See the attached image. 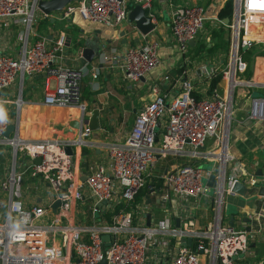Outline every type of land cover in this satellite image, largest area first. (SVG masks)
<instances>
[{
  "label": "built area",
  "instance_id": "2783aa9c",
  "mask_svg": "<svg viewBox=\"0 0 264 264\" xmlns=\"http://www.w3.org/2000/svg\"><path fill=\"white\" fill-rule=\"evenodd\" d=\"M38 1L0 0V38L8 40L17 27L20 41L16 57L7 47H0V156L8 154V176L0 185V264H238L252 255L248 233L223 225L220 206L237 181L248 186L256 183L254 175L249 176L229 153V131L234 91L242 84L237 70H244L239 54L253 45H264V0H236L229 24L236 62L232 60L227 71L212 68L204 72L209 83L221 77L226 88L216 87L208 97L196 98L194 83L184 80L175 98L158 94L144 105L124 141L109 147V164L87 168L80 162L93 134L83 101L86 79L98 80L99 64L118 68L130 81L146 79L160 65L158 45L146 42L124 51L103 46L97 64L67 66L66 34L51 35L50 40L38 32ZM153 1L139 0V6L150 12ZM129 12L128 0H79L57 18L67 22L79 15L115 29L127 21ZM149 16L155 24L154 16ZM206 21L202 6L172 10L170 30L183 55ZM36 76L44 78L45 105L79 109L83 114L76 139L31 141L18 129L9 138L4 136L13 125L6 91L19 77L22 91L24 78ZM51 81L57 82L52 91ZM254 108L264 111V98L255 100ZM211 140L219 153L213 150L207 157H218L221 162L220 201L215 224L200 230L193 218L185 216L184 206L207 195L206 183L212 173L194 164L166 169L159 176L154 171L167 156L200 158ZM36 159L41 162L37 164ZM242 176L248 180H241ZM225 177L228 188L223 187ZM155 180L160 188L153 186ZM145 188L147 193L138 201ZM156 191L164 199L171 196L180 201L185 216L180 227L170 219L148 225L146 216L152 217L153 209L147 202ZM58 201L60 206L54 211ZM105 236L111 238L108 246L103 242ZM188 239H192L191 247L186 245Z\"/></svg>",
  "mask_w": 264,
  "mask_h": 264
},
{
  "label": "crops",
  "instance_id": "0c3cea01",
  "mask_svg": "<svg viewBox=\"0 0 264 264\" xmlns=\"http://www.w3.org/2000/svg\"><path fill=\"white\" fill-rule=\"evenodd\" d=\"M227 3L228 0H154L152 9L150 12L147 11V14L154 16L155 29L148 36H143L138 32L135 29V24L131 23L129 19L118 28L112 29L85 21L79 15H75L67 22L58 20L59 12L44 18L40 11L38 16L42 21L47 20L46 24L49 25L46 33L38 30L41 35H47L52 40L51 35L66 34L68 42L64 63L70 67L80 68L84 65L97 64L103 46L108 49L124 51L129 47L143 46L146 42L158 45L160 65L146 79L137 82L130 81L125 79L118 68L112 69L100 64L98 80L86 79L83 96L84 104L87 107L86 117L92 120L94 113L98 112L100 128L93 131L88 140V146L82 151L80 162L83 167L108 165L109 147L124 141L131 132L135 119L144 105L153 101L158 94L170 99L175 98L180 93L182 82L191 80L195 85L194 95L197 98L210 95L212 82L209 83L206 80L204 72L212 68L215 69V67L208 62L209 53L204 49L203 44L212 39L221 40L219 38L222 36L220 31L223 28L229 30L230 19L221 17ZM139 5V0H128L130 11ZM177 6H202L207 13L204 28L198 37L190 42L189 50L185 55L180 52L170 30L171 12ZM18 29L14 27L13 32L8 35V53L15 57L19 55L20 51V41L16 35ZM223 38L227 43L229 33L225 34ZM215 45V43H208V50ZM86 48L93 50L96 54L92 63H84L82 51ZM226 52L225 49H219V47L213 51L214 56H217L218 62L221 63L222 69L227 58L224 55ZM243 53L248 54L249 52ZM250 81L253 83L252 86L245 81H240L242 84L237 86L234 91L233 116L229 131V153L238 164L243 166L249 176L254 175L257 180L259 179L258 172L264 176V118L261 115H254L253 111L254 101L264 97V58L256 60L253 77ZM224 84L222 82L217 87L223 90ZM56 85V81H51L49 90L52 91ZM46 93L43 77H25L22 91L21 78L19 77L12 88L5 93V98L11 102L8 104V110L12 124L17 125L22 136L31 141L76 139L81 130L83 114L79 109H61L45 105ZM19 99L21 100L20 107L17 105ZM214 146L213 140H211L210 145H206L205 153L200 158H193L187 154L181 156L182 160L178 161V164H194L202 168L213 163L217 169L210 171L218 177L216 187L210 189L207 195L190 200L184 206L185 216L193 218L200 230L207 229L215 224L216 220L217 208L213 205L209 194L217 190L219 186L221 162L218 157H207L213 150L216 155L219 153V150ZM3 158L2 164H7L8 154ZM164 158L168 159L167 163H164V170L178 167L176 160L173 159L174 156ZM162 160L158 161L159 165ZM242 177L241 180H248L247 176ZM170 199L171 196L164 199L161 192H154L148 201V206H152L153 209L150 224L157 225L166 219L174 222L177 219L181 222L184 221L185 216L182 214L180 201ZM221 217L223 225L233 223L236 229L246 231L250 237V253L252 255L245 256L244 259L238 261V264H264V198L255 197L246 200L237 195L226 194ZM248 220L249 223L246 222ZM248 229L251 231L248 232Z\"/></svg>",
  "mask_w": 264,
  "mask_h": 264
},
{
  "label": "water",
  "instance_id": "95a60500",
  "mask_svg": "<svg viewBox=\"0 0 264 264\" xmlns=\"http://www.w3.org/2000/svg\"><path fill=\"white\" fill-rule=\"evenodd\" d=\"M77 1H79V0H39L38 1V9L44 15L49 16L52 13L61 12L66 6H68L69 4H72L74 2H77ZM128 19L131 23L135 24V29L138 32H140L143 36H148L155 29V26L152 23V19L150 18V16L147 14V12L141 6H137L134 9H132V11H130L128 14ZM246 51H248V49H246V48L243 49V52H246ZM82 58L84 59V63H92L94 61V59L96 58V54L93 50L86 48V49H83V51H82ZM259 110H262V109H259ZM253 114L254 115H261V117L264 118V111L263 110L258 112V109L254 108ZM90 128L92 131L99 130L100 125H99V113L98 112L94 113L93 118L91 120ZM16 130H17V125H15V124L10 125L8 127V129L5 131L4 136L6 138H9L10 134L15 132ZM67 152L70 155L73 154L72 149H68ZM40 162H41L40 159H36L37 164H39ZM257 177L259 179L256 180V183L253 186H248L245 181H237L232 186L230 195H233V196L237 195V196H240L246 200H250V199L255 198V197L264 198V176L262 173L258 172ZM83 181H84V179H83ZM217 181H218L217 175L212 174V175H210V177L206 183V186L209 189H214L216 187ZM226 182H227V180L225 177V179L223 180V187L224 188H225V186L227 188L230 186ZM104 204H106V203L104 202ZM59 206H60V202L58 201L53 206L54 211H56ZM146 218L148 221V225H150L151 216L149 214H147ZM246 222L249 223L250 221L248 220ZM233 225L234 224L231 223V226H233ZM176 226L180 227V220L179 219L176 220ZM247 231L250 232L251 229H248ZM110 239H111L110 236L103 237V242L106 243V246L109 245ZM186 245L191 247L192 246V239H188ZM100 264H106V261H103Z\"/></svg>",
  "mask_w": 264,
  "mask_h": 264
},
{
  "label": "rangeland",
  "instance_id": "374dc122",
  "mask_svg": "<svg viewBox=\"0 0 264 264\" xmlns=\"http://www.w3.org/2000/svg\"><path fill=\"white\" fill-rule=\"evenodd\" d=\"M229 3H232L233 12H234V5L236 3V0H228L227 5ZM227 5H226V7H227ZM42 22L43 21L40 18L39 25ZM43 26H44V28H42V32L46 33L49 25L44 24ZM228 33H229V39H228V42L226 43V41L224 40L223 37H224L225 34H228ZM221 34H222V36L219 37V38H221V40L217 39L215 41L214 39H212L209 42H206L205 44H203V46H204V49L206 51H208L207 53H209L208 56H207L208 62H210L211 65H213L216 69H219L220 71H227L229 69V66H230L232 60H233L232 44H235V39H233L234 35L232 34V31H231L230 28H229V30L223 28V30L220 31V35ZM0 41H1L0 42V47H7V49H8V40L5 37H3V38H0ZM15 41H16V38H15ZM208 43H215L216 45H215V47H212L211 49L208 50V48H207ZM218 47H219V49H225V52L227 51L226 54H224L225 57H227V58H226L225 62L223 63V67H224L223 69H222L221 63L218 62L217 56H214V53H213L215 48L218 49ZM248 52L249 53L246 56H244L242 53L239 54V60L242 63L244 70L241 73V71H239V69L237 67V69H238L237 72H238V76H239L238 77V81H245V83H249L250 84V82H251L250 80L253 77V72H254V68H255V65H256V60L259 59V58H261V59L264 58V45H259V44L253 45L250 49H248ZM204 57H206V56H204ZM216 65H219V66L216 67ZM223 86L226 88V84H224ZM210 143H211V141L207 142L208 145H210ZM1 155H3V156H0V162H1L0 163V185H1L2 181H5V179L8 176V165L7 164H2L4 162V158L3 157H5L6 154L2 153ZM181 158H183V157H174L173 158L174 160H176L177 166L184 165L182 163L178 164L179 163L178 161L182 160ZM162 159L163 160L161 161L160 165L157 163V168L154 171V174L160 175L161 172L164 170L165 164L167 163L168 159L167 158H162ZM203 169H205L207 171H211L213 169L217 170L214 167L213 163L212 164L210 163V164H208L206 166H203ZM26 188H27V185L25 184L23 189H26ZM143 193H147V189L146 188L143 191H141L140 194H143ZM209 195H210V197H211V199L213 201V205H215V207L217 208V211H218V208H219V204L218 203L220 201V194H219L218 190L213 191ZM143 196H141V197H143ZM172 199L174 200L175 198L171 197L170 200H172ZM224 201H225V196L221 200V206H220L221 209H223ZM147 204H148V202H147ZM88 218L89 217H87V219Z\"/></svg>",
  "mask_w": 264,
  "mask_h": 264
},
{
  "label": "trees",
  "instance_id": "16d2710c",
  "mask_svg": "<svg viewBox=\"0 0 264 264\" xmlns=\"http://www.w3.org/2000/svg\"><path fill=\"white\" fill-rule=\"evenodd\" d=\"M232 15H233V6H232V3H229L227 5V7L223 10V13L221 14V17L222 18H228V19H231L232 18ZM47 20L46 21H43L42 23H40V26H39V29L40 30L39 32H42V28H43V25L46 24ZM242 54L245 56V55H248L247 53L244 54L242 52ZM221 83V77L215 79L212 84H211V88L214 89L216 88L219 84ZM195 96V95H194ZM196 97V96H195ZM197 98V97H196ZM153 186H155L156 188H160L161 187V184L159 182H157V180H155L153 182ZM146 193H143V194H140L138 196V201H140L141 199V196L145 195Z\"/></svg>",
  "mask_w": 264,
  "mask_h": 264
},
{
  "label": "bare ground",
  "instance_id": "6f19581e",
  "mask_svg": "<svg viewBox=\"0 0 264 264\" xmlns=\"http://www.w3.org/2000/svg\"><path fill=\"white\" fill-rule=\"evenodd\" d=\"M234 62H236V57L234 55V59H233ZM231 83H232V86L235 87L237 84L234 82V79L232 78L231 80Z\"/></svg>",
  "mask_w": 264,
  "mask_h": 264
}]
</instances>
